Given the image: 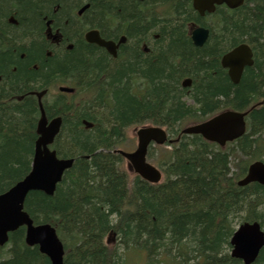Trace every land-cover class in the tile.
Returning <instances> with one entry per match:
<instances>
[{
	"label": "trees",
	"instance_id": "1",
	"mask_svg": "<svg viewBox=\"0 0 264 264\" xmlns=\"http://www.w3.org/2000/svg\"><path fill=\"white\" fill-rule=\"evenodd\" d=\"M83 2L90 25L106 29L110 17L127 25L117 64L78 37L70 12ZM57 4L53 15V1L0 0V194L30 171L44 94L45 116L62 119L53 149L74 162L53 196L31 192L24 210L34 224L54 227L63 264H126L132 252L145 264H242L229 254L235 228L258 223L264 231V187L237 185L251 163L264 162V0L217 7L205 18L189 0ZM10 16L16 24L7 23ZM45 17L62 26L71 50L46 55ZM193 26L209 30L201 48L189 38ZM142 41L152 49L139 50ZM240 44L251 47L253 65L234 85L220 59ZM58 84L75 89L71 100H49ZM226 110L247 115L246 133L225 148L181 134ZM145 124L164 128L172 140L157 156L148 150L163 175L157 185L130 181L117 153L126 130ZM8 237L0 264H51L26 245L25 228ZM253 264H264V247Z\"/></svg>",
	"mask_w": 264,
	"mask_h": 264
},
{
	"label": "water",
	"instance_id": "2",
	"mask_svg": "<svg viewBox=\"0 0 264 264\" xmlns=\"http://www.w3.org/2000/svg\"><path fill=\"white\" fill-rule=\"evenodd\" d=\"M193 9L203 16L212 13L216 6L225 5L229 9H237L244 0H191ZM89 33L86 40L99 47L105 48L110 55L116 56L112 44L100 39L97 33ZM209 37V31L198 27L191 32V40L195 47L201 48ZM220 65L227 70L232 84L237 85L245 68L253 65V52L246 44L238 45L224 54ZM191 85L190 80L182 83L183 88ZM61 93H72L69 88H59ZM41 116L37 122L38 135L34 144V153L29 174L13 185L9 190L0 194V246L8 241V233L15 232L19 227H25V243L32 247L38 246L41 254L45 255L51 264H63V246L55 230L47 224L33 225L23 206L27 195L31 192H43L47 196L54 194L57 184L64 173L69 170L74 160L58 158L55 151L49 149L61 127V118L46 120L41 104ZM247 113L227 110L207 121L188 126L183 135L201 136L206 142L224 147L245 134V117ZM137 146L131 153L118 151L130 165L132 171L142 180L150 184L161 181L160 171L146 161L150 145L161 146L167 142L166 131L160 127H143L136 132ZM171 143V141H169ZM257 183L264 187V163L256 161L250 164L246 175L238 182L239 187ZM230 256L240 260L242 264H253L261 249L264 247V231L258 223H243L237 227L230 239Z\"/></svg>",
	"mask_w": 264,
	"mask_h": 264
},
{
	"label": "flooded vegetation",
	"instance_id": "3",
	"mask_svg": "<svg viewBox=\"0 0 264 264\" xmlns=\"http://www.w3.org/2000/svg\"><path fill=\"white\" fill-rule=\"evenodd\" d=\"M48 1H53L56 4L53 6V10H52V14L53 15L56 14L60 6L59 4H57L58 0H48ZM139 1H142V0H139ZM189 2L192 8L191 1L189 0ZM89 8H90L89 4L87 2H83V4H81L78 8H73L70 12V16L73 19H75L79 24L80 33L78 37L81 39V42L83 44L94 46L102 50L109 57L111 64H117L119 60V55L122 51V47H124L128 43V38L126 36L127 25H119V22L117 20L114 21V19H112L111 17L109 20L110 24L106 23L105 25L106 29H104L103 27L100 28V26H97V25H90L86 20H84L85 13L87 10H89ZM194 13L196 14L195 11ZM196 16L198 18H205L209 15L204 14L201 17L200 15L196 14ZM43 20L45 23L42 28L41 38L43 42L47 44V47H48V49L46 50V55L51 56L52 52L49 51V49H51L52 51H54L55 49L57 50L59 48H62L63 50H71L73 47V43H70V40H67L65 38V34L63 32L62 26L59 23L57 24V22L54 21L53 19H48L47 17H45ZM7 23L16 24L14 17L10 16L7 20ZM66 23L67 21H64L62 24L65 26ZM89 33H93L92 35L95 37L96 35L94 33H97L100 39L112 44V46L115 49L116 56L113 57L112 55L108 53V51L105 48L99 47L98 45L94 43L88 42L86 40V36ZM138 48L142 52H148L152 49L151 45L147 44L146 41L140 42V44L138 45Z\"/></svg>",
	"mask_w": 264,
	"mask_h": 264
},
{
	"label": "rangeland",
	"instance_id": "4",
	"mask_svg": "<svg viewBox=\"0 0 264 264\" xmlns=\"http://www.w3.org/2000/svg\"><path fill=\"white\" fill-rule=\"evenodd\" d=\"M57 87L54 88L52 90V95H51V98H49V100H52L53 96L57 95ZM142 126H148V125H142ZM142 126H136V127H133V128H129L126 130V133H125V142L124 144L120 147V150H123L125 152H132L135 150L136 148V145H137V140H136V131L142 127ZM152 148H155V149H151L154 151V154L157 156V153L159 154V148H163V149H170L169 147H165V146H156V147H152ZM152 153V152H151ZM148 162H150L152 165L156 166L157 165L155 164V162H153L152 160H148ZM123 170L128 174V177H129V180L131 181L134 177V175L132 174V172L129 170V167L126 165V162L124 161L123 162ZM112 242L113 244L110 245L111 247L113 245H116L117 244V240L116 238H114V241L112 239ZM121 253V252H120ZM124 261L126 264H145V257L144 255H140V254H136L134 252H132V254H128L126 256V258H124Z\"/></svg>",
	"mask_w": 264,
	"mask_h": 264
},
{
	"label": "bare ground",
	"instance_id": "5",
	"mask_svg": "<svg viewBox=\"0 0 264 264\" xmlns=\"http://www.w3.org/2000/svg\"><path fill=\"white\" fill-rule=\"evenodd\" d=\"M243 3H244V1H243ZM242 6V5H241ZM239 8V7H238ZM229 9V8H228ZM230 10H232V9H230ZM196 12V11H195ZM198 15H199V13L198 12H196ZM197 28L198 27H200V26H196ZM222 58V57H221ZM228 76V75H227ZM245 132H246V122H245ZM261 162H263V161H261ZM264 163V162H263Z\"/></svg>",
	"mask_w": 264,
	"mask_h": 264
}]
</instances>
